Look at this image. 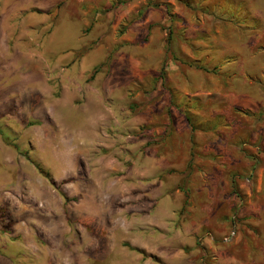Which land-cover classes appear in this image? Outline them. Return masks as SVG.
<instances>
[{
  "label": "rangeland",
  "instance_id": "rangeland-1",
  "mask_svg": "<svg viewBox=\"0 0 264 264\" xmlns=\"http://www.w3.org/2000/svg\"><path fill=\"white\" fill-rule=\"evenodd\" d=\"M0 264H264V0H0Z\"/></svg>",
  "mask_w": 264,
  "mask_h": 264
},
{
  "label": "crops",
  "instance_id": "crops-1",
  "mask_svg": "<svg viewBox=\"0 0 264 264\" xmlns=\"http://www.w3.org/2000/svg\"><path fill=\"white\" fill-rule=\"evenodd\" d=\"M172 93L169 91L168 95L171 97ZM198 133H201V131H198ZM202 134V133H201ZM205 147V146H204ZM202 143H200L199 138L191 142V156H193L195 159H212L211 153H208L209 149L206 147L204 148ZM222 149V147L220 148ZM210 152V151H209Z\"/></svg>",
  "mask_w": 264,
  "mask_h": 264
},
{
  "label": "trees",
  "instance_id": "trees-1",
  "mask_svg": "<svg viewBox=\"0 0 264 264\" xmlns=\"http://www.w3.org/2000/svg\"><path fill=\"white\" fill-rule=\"evenodd\" d=\"M140 12H144L143 10L142 11H140ZM175 57H176V55H174ZM177 57H178V55H177ZM175 59V58H174ZM188 61V60H187ZM188 64H190V63H188ZM191 65V64H190ZM199 68H201V69H203V70H205V71H207V68H205L204 66H200ZM162 78H163V75H162ZM197 106H198V103L196 102V101H194V103H193V108L194 109H197ZM188 115V114H187ZM188 119H190V117L188 116Z\"/></svg>",
  "mask_w": 264,
  "mask_h": 264
},
{
  "label": "built area",
  "instance_id": "built-area-1",
  "mask_svg": "<svg viewBox=\"0 0 264 264\" xmlns=\"http://www.w3.org/2000/svg\"><path fill=\"white\" fill-rule=\"evenodd\" d=\"M236 233L232 232L230 235H228L225 239L224 242H230L232 239L235 237Z\"/></svg>",
  "mask_w": 264,
  "mask_h": 264
}]
</instances>
